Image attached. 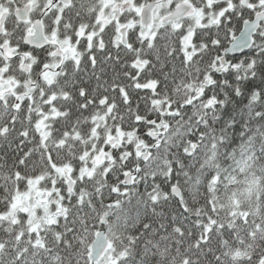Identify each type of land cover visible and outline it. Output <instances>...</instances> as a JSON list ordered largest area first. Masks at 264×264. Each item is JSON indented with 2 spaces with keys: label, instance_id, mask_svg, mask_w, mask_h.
Instances as JSON below:
<instances>
[{
  "label": "trees",
  "instance_id": "trees-1",
  "mask_svg": "<svg viewBox=\"0 0 264 264\" xmlns=\"http://www.w3.org/2000/svg\"><path fill=\"white\" fill-rule=\"evenodd\" d=\"M103 1L73 0L69 9L56 7L44 18L45 30L55 27V17L61 14L70 34L61 29L60 18L59 36H73L75 29L92 23ZM106 1H133L137 8L159 0ZM189 1L203 12L202 25L192 24L196 14L180 23L179 30L174 29L178 24L160 26L147 38L137 35L146 33L138 27L129 46L119 48L114 59L102 58L97 65L86 61L73 71L74 78L58 82L48 94L56 116L45 139L29 120L25 125L23 118L30 119L31 112L22 110L20 125L15 126L18 134L12 127L10 141L0 142V264H89L99 231L108 235V253L115 264L264 263V120L258 118L264 114L263 31L252 49L241 58L228 59V72L217 77L212 68L222 57L221 50L254 17L244 3L249 0ZM35 2L37 13L31 20L50 4ZM173 2L169 12L177 6ZM27 3L13 0L12 8ZM17 26L16 40L24 51L28 27ZM217 39L219 48L213 47ZM106 44L113 48V41ZM35 55L45 63L49 60L47 51ZM236 60L240 68H233ZM209 75L214 83L208 92L215 99L203 94L184 107ZM169 111L176 114L168 115ZM162 119L169 123L168 134L149 159L140 162L131 188H125L123 180L136 168L135 161L118 160L109 170H98L82 199L69 196L59 179L68 199L67 215L56 225L43 226L37 235L30 232L25 217L3 218L28 182L39 179L48 187L56 169L69 168L72 176L85 172L89 165L84 164L85 157L99 151L116 130L136 132L133 150L138 141L150 142L145 133ZM233 122L234 129L226 128ZM5 124L0 110V132ZM245 159L250 164H240L245 166L241 176L252 177L256 187L251 197L235 200L230 172L236 164L229 160ZM209 175L214 177L211 181ZM172 188L180 190L182 202L169 196ZM105 216L107 221L101 224Z\"/></svg>",
  "mask_w": 264,
  "mask_h": 264
},
{
  "label": "flooded vegetation",
  "instance_id": "flooded-vegetation-1",
  "mask_svg": "<svg viewBox=\"0 0 264 264\" xmlns=\"http://www.w3.org/2000/svg\"><path fill=\"white\" fill-rule=\"evenodd\" d=\"M105 2L107 5L103 4L101 7H96L94 11L95 17L92 23H88L87 25L75 29L73 36L66 38L59 36L57 30L60 26L59 19L61 18V14L59 19H57L56 15V26H53L51 30L47 29L46 31L44 25L46 40L50 43H55L59 47L61 57L55 56L57 49L52 46L39 51L28 48L24 45V38L30 29V25L34 21L42 19V13L51 5V0L48 6L43 7L39 11V17L35 20H32L31 22L32 14L37 13L36 5L35 3H32V12L30 15L31 23L27 25L28 29L26 30L22 40V45L26 49L24 51L21 49L19 39L18 41L16 40L18 38L19 31L17 25L19 23L16 21L14 13L19 8H12L13 0L12 2L11 0H6L4 4L0 5V19L4 15L7 16L3 26V33L0 34V92L3 90V92L0 93V110L3 112L4 121L6 123L0 132V142L10 141L11 129L12 127L15 128V126L20 125L22 118L21 112L23 109H27L31 112L29 114L30 119H27L26 117L23 118L25 125L29 120V123L33 125L40 137L44 134L46 136L49 135L50 124L54 121L56 116V113L52 112L54 108L52 107V100L48 96L52 88H54L58 82L60 83L67 81L68 78H74L73 71L79 69L84 62L87 61L93 65H97L99 63L98 61H101L102 58L106 60L114 59V53L119 48L123 47L126 49V47L129 46V39L131 35H135L134 30H131V28L118 30V25L116 24L117 20L120 23H125L123 20L121 21L123 17L121 12L123 9H126V6L119 5L120 3L108 1ZM5 7L9 8V12L2 11L5 9ZM52 9H56V7L53 6ZM109 11L112 12L111 15L109 14ZM42 21H44V18ZM61 22L64 23L63 17L61 18ZM62 28H64V33L68 35L70 34L68 27L65 26V23L64 26L61 25V29ZM52 30H54L55 33ZM122 30H125L124 38L125 35H127L125 42H123L120 33ZM119 35L120 42L117 41V37ZM137 35L141 36L140 31L137 33ZM108 41H113V48H106V42ZM60 44L63 46V50L66 51L68 55L63 52ZM4 46H7L8 51H11L12 61L7 62L3 60L1 49ZM46 51L49 53V60L45 63L44 61H40L35 53H42ZM22 58H26V66L29 68L28 75L20 72ZM136 66L143 68V65L141 64H137ZM46 72L47 74H45ZM41 76L43 77L41 78ZM8 77L13 79L11 83L6 82ZM26 80H29L31 85H33V88L30 92H26L24 89V83ZM52 84H54V86H52ZM43 107H46L45 110ZM171 113L172 112L169 111L168 114ZM105 117H107V115L101 119L105 120ZM15 129L12 131L14 135H17L19 129ZM164 130V133L167 132L166 134H168L169 123L167 119H162L160 122L153 125L152 128L147 130V135L150 138V142L138 141L137 145L140 143L144 144H140L139 146L135 145L132 147L133 150H131V146L132 139L135 135L134 133H136L135 131L116 130L114 133L109 134L106 137L102 148H100L99 151H96L95 153H90L84 159L88 160L84 161V164H91L92 170L89 171L87 175H84V179L80 182L82 192H85V190L97 176L98 170L101 167H104L106 164H111L112 166L113 164H116L118 160H122L121 164H124L123 162L125 161L133 160L135 161L134 164H136V168H139L140 162H146L155 147L159 146L163 139H165L164 137L166 134L160 133V136H158L159 132ZM39 131L45 132L39 133ZM146 143L148 144L146 145ZM138 147L143 148L141 153L136 152ZM122 153L124 156H121ZM96 154L97 157H94ZM135 154L137 156H135ZM146 154H148V158L146 161H143L142 156ZM93 172H95V174L92 176ZM83 173L84 172L81 174ZM62 213H64V211H62Z\"/></svg>",
  "mask_w": 264,
  "mask_h": 264
},
{
  "label": "water",
  "instance_id": "water-1",
  "mask_svg": "<svg viewBox=\"0 0 264 264\" xmlns=\"http://www.w3.org/2000/svg\"><path fill=\"white\" fill-rule=\"evenodd\" d=\"M28 4L21 7L14 13V17L16 21L19 24L28 25L30 24V15L32 12V4L31 2L33 0H27ZM73 0H51V5L43 11L42 16H47L53 6H59L62 8H70ZM165 1H172V0H159L157 2H149L146 4L139 13V27L142 30H150L154 26V18L153 14L155 10L161 6ZM196 14L195 7L191 5L188 2H183L180 5L176 6L174 10L163 17L159 21L160 26H166L169 24H177L189 19H192ZM264 16V9H262L252 20L245 21L242 24L241 30L238 33V35L232 40V42L229 44L227 49L225 50L227 53H236V56H228L225 58L223 55L219 60L218 66H214L212 68V72L216 75L217 72L220 73L219 76L226 74L228 72V69L230 67V64L227 62L228 59H236L244 56L246 53H248L253 45L254 40L259 34L261 30H263L264 35V21H260L259 17ZM7 16L4 15L0 19V34L3 33V26L4 22L6 20ZM122 40L125 42L124 34L125 30H122L121 32ZM125 44V43H123ZM24 45L28 48H32L35 50H43L49 46H52L57 49L55 56L61 57L60 49L55 43H50L45 38V32H44V26L42 19H38L35 22H33L30 25V29L27 33V35L24 38ZM1 54L4 61H12L11 59V51H8V47L4 46L1 49ZM20 72L28 75L29 74V68L26 66V58H22V64L20 66ZM47 74V72L45 73ZM43 76H41L42 78ZM208 85H212V82L210 80V76H207L205 79V82L195 91V94L192 98H190L187 103L184 105V107H189L191 104L196 102L198 99L201 98L204 90ZM33 88V85H31L29 80H26L24 83V89L26 92H30ZM161 127V126H160ZM143 150L142 147H138L136 149L137 153H141ZM148 158V154L142 156V160L146 161ZM64 178L68 190V194H72L74 191L75 184L74 182L68 178L67 173H64ZM137 176V169H134V174H127L124 178V185L127 188L132 187L133 185V179H135ZM169 196L173 198L177 202L183 201V196L178 188H172L169 191ZM110 249V242L108 240L107 234L104 231H101L97 233L94 237V241L90 248V254L88 257L89 264H100V262L103 260L105 255ZM264 264V263H263Z\"/></svg>",
  "mask_w": 264,
  "mask_h": 264
},
{
  "label": "rangeland",
  "instance_id": "rangeland-1",
  "mask_svg": "<svg viewBox=\"0 0 264 264\" xmlns=\"http://www.w3.org/2000/svg\"><path fill=\"white\" fill-rule=\"evenodd\" d=\"M106 0H104L99 6L101 7L103 4L107 5ZM173 4L175 5H180V3L183 2H188L190 3L189 0H173ZM12 2V0H11ZM111 2V1H108ZM170 1L168 2H164V4H162L160 7H158L157 10H155L153 17H154V26L152 27L151 30H147L146 33H142L140 32L141 37H146L149 36L151 37L152 35H154V33L160 28L159 25V21L165 17L166 15H168L169 12V7H170ZM50 3V0H49ZM245 5H247V2L244 1ZM36 4V2H35ZM134 4V9L132 8ZM192 4V3H190ZM119 5L122 6H126V9H123L122 13V19L125 23H120L117 20V25H118V30L121 29H127V28H131V30H135L138 29V16L140 13V10L146 5L144 4L143 6L137 7V4L134 3L133 1H129V2H124V3H120ZM1 11V9H0ZM3 12H9V8L5 7V9L2 10ZM197 12V10H196ZM61 13V12H59ZM111 11H109V14L111 15ZM203 13L202 11L199 10V12H197V16L192 24L194 26H200L202 25V22L204 20V15L201 14ZM132 15L134 17H137L136 20H134V18L132 17ZM97 17V15H96ZM115 17V16H114ZM127 20V21H126ZM181 27V25H177L176 30H179ZM145 31V30H144ZM127 38V35H125V39ZM185 40V39H184ZM117 41L120 42V35L117 37ZM185 42V41H184ZM61 45V44H60ZM189 45L192 46V40L190 41ZM74 47V46H72ZM61 48L63 50V46L61 45ZM63 52L68 55V53L66 51L63 50ZM240 68V63H236L234 64L233 68ZM13 81L12 78L8 77L6 79L7 83H11ZM52 86H54V84H52ZM3 90H1L0 93H2ZM53 113L55 112L54 110L52 111ZM175 112H172L171 114L168 115H175ZM166 128V127H165ZM154 130V129H152ZM45 131H39V133H42ZM164 131H160L161 134H166L164 133ZM167 136V134L165 135V137ZM41 137L44 139L46 137V135H41ZM164 137V138H165ZM140 144H144V143H140ZM140 144L136 145L139 146ZM148 143H146L147 145ZM121 156H124V154L122 153ZM135 156H137L135 154ZM94 157H97V154L94 155ZM232 159V158H231ZM230 159V160H231ZM229 163L232 164H236L233 165L231 168V172H230V179L233 182V185H235V193L233 194V199L237 200L238 198H240V196L242 197H251L253 190L255 189L256 185L254 183V180L252 179V177H248V176H241L244 173V169L245 166L240 164H250V161H248V159L242 160V161H230ZM233 162V163H232ZM230 165V166H231ZM229 166V167H230ZM111 167V164H106L104 166V171L109 170V168ZM66 168H60V169H56L54 171V178L51 181V186L48 187H44L43 185V181L39 180V179H35L32 180L30 182H28L25 186V188H23V190L19 191L15 198H14V202L12 204V207L10 209V211L3 216V218L5 219H15L18 216H22L25 217L27 223L30 226V232L34 233V235H37L41 230L42 227L44 226H53L56 225L59 221V218L62 217H66L67 213L66 211V204L65 201H67L68 199L64 196V194L61 191V186L58 185V180L62 179L63 183L65 184V180H64V173H67L68 178L71 179L74 184V192L72 193L73 195H71L72 197L75 196L78 199H82L81 194L82 192V187H81V180L84 179V175H87V173L89 171L92 170V166L91 164H89L87 166V170L81 174L78 173L77 175H73L70 171H64ZM69 169V168H68ZM130 173V172H129ZM95 174V172L92 173V176ZM62 211H64V213L62 214ZM60 215V216H59ZM39 240H37L38 242ZM40 242V241H39ZM115 264L116 261L114 259V257L112 255H110L109 253L103 258V260L100 262V264Z\"/></svg>",
  "mask_w": 264,
  "mask_h": 264
},
{
  "label": "snow or ice",
  "instance_id": "snow-or-ice-1",
  "mask_svg": "<svg viewBox=\"0 0 264 264\" xmlns=\"http://www.w3.org/2000/svg\"><path fill=\"white\" fill-rule=\"evenodd\" d=\"M226 7V6H225ZM246 7L248 8L249 11L253 12V15L255 17V14L261 10V9H264V0H255V3L252 2V0H249L248 4L246 5ZM228 20L230 21L231 20V17L229 16L228 17ZM260 21H264V16H261L259 17V20L257 21V23H259ZM209 39H212V38H209ZM213 47H216V48H219L220 47V42L219 40H215V43L213 44ZM219 55H223L225 58H227L228 56H233L235 57L236 56V53H227L225 50H221V53ZM236 63H240L239 60H236L235 61ZM231 63V61H230ZM217 76L220 75L219 72L216 73ZM157 87H159V85H157ZM212 85H208L205 89V92H204V95L211 101L213 99H215V97H213L209 92H208V89H211ZM233 95H237V91L236 90H233ZM259 119H262L264 120V114H261L259 117ZM244 127H247V124L244 125ZM226 128H232L234 129L235 128V123H231L229 125L226 126ZM244 128L242 127L240 129L241 132H243ZM145 135H147V133H145ZM221 144L223 143H226V141H224L223 139H221ZM195 143V142H193ZM187 155V153H186ZM214 177L212 175H209L208 179L211 181ZM117 192H119V189H116ZM107 221V216L104 217V219H101L100 220V223L103 224Z\"/></svg>",
  "mask_w": 264,
  "mask_h": 264
}]
</instances>
